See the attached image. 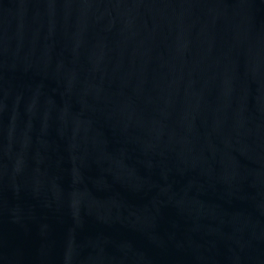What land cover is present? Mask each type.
Returning a JSON list of instances; mask_svg holds the SVG:
<instances>
[{
	"label": "water",
	"instance_id": "95a60500",
	"mask_svg": "<svg viewBox=\"0 0 264 264\" xmlns=\"http://www.w3.org/2000/svg\"><path fill=\"white\" fill-rule=\"evenodd\" d=\"M0 264H264V0H0Z\"/></svg>",
	"mask_w": 264,
	"mask_h": 264
}]
</instances>
